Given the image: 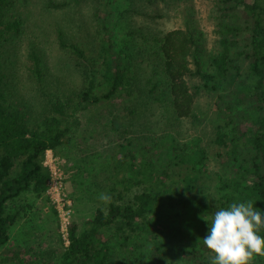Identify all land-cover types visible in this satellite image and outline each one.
I'll return each mask as SVG.
<instances>
[{
  "label": "trees",
  "instance_id": "trees-1",
  "mask_svg": "<svg viewBox=\"0 0 264 264\" xmlns=\"http://www.w3.org/2000/svg\"><path fill=\"white\" fill-rule=\"evenodd\" d=\"M114 1L121 0H45L41 3L42 10H64L70 16L54 23L55 44L57 50L73 57L82 87L70 91L64 89L67 93L62 91L54 99L41 93L48 100L38 111H31L17 98L12 82L14 73L7 71L6 56L8 49L12 54L13 45H17L24 33V11L31 12L35 5L31 0H0V247L8 243L9 229L23 210L22 206L12 203L22 194L32 193L40 197L47 191L51 174L43 164L45 153L55 152L69 140L76 124L75 114L111 102L122 90L130 95V87L138 85L135 81L139 75L131 69L135 54L116 50L113 44L110 6ZM123 1L131 3L136 0ZM137 1L151 7L163 0ZM216 1L219 52L210 57L213 72L201 69L197 54L200 47L192 26L170 30L158 41L160 45L155 52L160 72L154 68L145 79L144 85H148L146 94L158 103L157 92L162 93L176 119H189L201 88L214 92L217 115L223 121L214 125L213 143L225 149L224 155H217L219 162L231 166L234 172L231 177L218 176L215 190L218 208L250 201L255 208L264 210V0ZM73 6L77 8V14L66 10ZM135 12L141 13L139 10ZM87 20L93 21L90 33L84 24ZM74 23L79 30L78 38L66 29ZM82 32L91 38L88 52L79 41ZM242 35L245 44L239 56L247 63L245 74L233 64L232 56ZM28 43L27 60L31 62L27 66V75L30 80L41 84L46 71L41 59L44 54L32 40L29 39ZM190 77H197L204 84L202 87L190 86ZM139 110L137 106L129 108L128 114ZM158 142L162 157L157 162L164 163L158 164L163 169L159 171L161 177L156 178L158 170L152 157L158 156L154 154V148L142 149L138 165L133 164L131 152L124 151L119 166L124 167L130 162L131 184L139 190L129 201L114 200L104 210L97 209L79 234L77 225L69 223L68 245L58 264H111L114 253L106 237L111 229L116 243L129 252L136 264H145L147 260L154 264L165 263L172 256L191 264H211L207 258L212 253L202 240L208 231L207 223L195 232L181 228L162 229L163 222L168 219L163 212L164 195L176 193L181 208L196 203L195 199L176 192L167 180H173L183 192L190 193L202 173L206 150L199 139L182 146L175 145L174 139L165 141L159 138ZM126 157L129 158L127 162ZM182 166H185V174L175 183L171 176L174 177L175 169ZM154 223L159 225L155 232L152 229ZM140 232L152 234L150 251L146 254L141 250L142 245L137 248L131 245L141 236ZM259 234L264 236V228ZM250 264H264V258L254 254Z\"/></svg>",
  "mask_w": 264,
  "mask_h": 264
},
{
  "label": "rangeland",
  "instance_id": "rangeland-1",
  "mask_svg": "<svg viewBox=\"0 0 264 264\" xmlns=\"http://www.w3.org/2000/svg\"><path fill=\"white\" fill-rule=\"evenodd\" d=\"M44 1L31 0L35 6L31 12L24 11V33L17 40V45H13L12 54H9L8 49L6 56L7 71L14 73L12 82L15 83L17 98L31 111H38L48 100L41 93L54 99L62 91L67 93L64 89L70 91L72 88L82 87L73 57L57 50L55 44L54 23L69 19L70 16L64 10H42L41 3ZM217 6L216 0H163L151 7L137 0L131 3L123 0L112 3L110 32L113 44L116 50L135 54L131 69L139 75L135 81L138 85L130 87V95L122 90L111 102L75 114L76 124L69 140L55 152L45 153L43 164L51 174L45 194L36 197L32 193H25L12 203L22 206L23 210L20 211L17 222L9 229L8 243L0 247V264H58L68 245L65 231L69 223L77 225L79 234L97 209L104 210L110 201H129L133 193L139 190L131 184L128 170L130 162L124 167L119 166L124 151L131 152L133 164L138 165L142 149L154 148V154L158 156L152 157L158 170L156 178L161 177L159 171L162 172L163 169L158 164L164 163L157 162L162 157V148L158 146L159 138L165 141L174 139L175 145L178 143L179 146L199 139L207 153L200 178L190 193L183 192L173 180H167L169 184H173L176 192L195 199L196 203L181 208L177 204L179 196L176 193L164 195L163 212L168 219L163 222L162 229L181 228L195 232L201 225L207 222L210 224L212 214L218 209L215 198L218 176L231 177L234 174L231 166H223L217 158L218 154L224 155L225 149L213 143L214 125L223 121L217 115L216 94L201 88V93L194 102L192 116L189 119H176L165 104L162 93L157 92L158 103L153 102L154 98L146 94L148 85H144V81L154 68L160 72L155 49L160 45L158 41L162 35L170 30L185 28L186 25L195 30L197 46L200 47L197 54L201 69L207 73L213 72L210 57L219 52L216 35ZM76 9L73 6L66 10L74 14ZM135 10L141 13L138 14ZM92 22L87 20L84 23L88 27V33ZM66 29L78 38L79 30L75 23L71 27L66 26ZM88 33L82 32L79 35V38L82 37L79 41L86 52L91 40L87 38ZM29 39L44 54L41 59L46 71L41 84L30 80L27 75V66L31 62L27 60ZM238 40L239 44L232 55L233 64L245 74L247 63L239 56L242 53L240 51H244L245 38L242 35ZM188 83L190 86L200 87L204 84L197 77L188 78ZM140 89L143 91L140 92ZM136 106L140 108L139 112L129 115V108L135 109ZM127 161L129 158L126 157L125 162ZM184 169L185 166L175 169V176H171L175 183L178 177L185 174ZM101 194H106L111 199L102 201L99 198ZM158 228L159 225L154 223V232ZM112 231L106 236L109 238L111 252L114 253L111 264H124V261L125 264H136L129 252L116 243ZM140 235L134 240L135 244L131 245L136 246L135 248L142 245L141 250L146 254L150 251L152 234L140 232ZM261 257L264 258V255ZM207 259L213 264V254ZM1 260L5 262L2 263ZM145 264L154 263L147 260ZM160 264L191 263L172 256L167 262Z\"/></svg>",
  "mask_w": 264,
  "mask_h": 264
},
{
  "label": "clouds",
  "instance_id": "clouds-1",
  "mask_svg": "<svg viewBox=\"0 0 264 264\" xmlns=\"http://www.w3.org/2000/svg\"><path fill=\"white\" fill-rule=\"evenodd\" d=\"M102 201L110 196L101 194ZM206 222L207 219L205 218ZM204 246L213 254V264H250L253 255H264V210L250 201L218 208L211 216Z\"/></svg>",
  "mask_w": 264,
  "mask_h": 264
},
{
  "label": "built area",
  "instance_id": "built-area-1",
  "mask_svg": "<svg viewBox=\"0 0 264 264\" xmlns=\"http://www.w3.org/2000/svg\"><path fill=\"white\" fill-rule=\"evenodd\" d=\"M66 228H67V227H66ZM65 230H66V229H65ZM65 232H66V233H65V234H66V237H65V238H66V240H67V242H68V239H67V230H66Z\"/></svg>",
  "mask_w": 264,
  "mask_h": 264
}]
</instances>
